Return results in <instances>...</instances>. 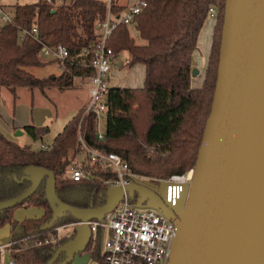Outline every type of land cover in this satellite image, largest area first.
I'll use <instances>...</instances> for the list:
<instances>
[{"label": "trees", "instance_id": "trees-1", "mask_svg": "<svg viewBox=\"0 0 264 264\" xmlns=\"http://www.w3.org/2000/svg\"><path fill=\"white\" fill-rule=\"evenodd\" d=\"M145 1L147 6L134 22L119 24L108 40L116 55L129 53L130 66L145 65L144 85L112 87L108 91L103 140L98 138L96 115H84V110L68 120L49 149L22 146L0 130V202L20 195L32 185L23 178L26 168L34 165L54 172L56 192L63 202L81 209L105 205L110 199L106 181L115 179L114 172L92 163L85 155L86 168L94 177L81 181L69 178L70 168L83 154L80 136L88 146L116 152L130 163L133 171L157 180L195 167L218 78L226 0ZM213 5L218 7V16L205 80L201 87H193L194 52ZM109 8L117 15L125 9L115 0H38L17 4L12 21L0 29V88L66 89L78 86V78L91 79L94 71L81 65H68L63 72L45 78L35 76L30 67L54 61L41 58V43L31 35L21 39V30L32 31L37 27L42 42L63 44L76 56L96 43V23L106 17ZM130 25L144 44H138L132 37ZM25 129L36 141L43 140L49 132V127L36 125ZM48 186L46 177L25 201L0 210V225L9 223L12 227L10 245L14 264H48L57 249L74 238L58 237L57 227L77 221L68 211L51 227L43 228L56 208L46 196ZM31 205L40 207L43 213L22 222L14 219L16 208ZM100 240H91L87 252L102 264ZM65 259L62 253L54 264H63Z\"/></svg>", "mask_w": 264, "mask_h": 264}, {"label": "water", "instance_id": "water-1", "mask_svg": "<svg viewBox=\"0 0 264 264\" xmlns=\"http://www.w3.org/2000/svg\"><path fill=\"white\" fill-rule=\"evenodd\" d=\"M193 69V75L198 73ZM49 178L47 198L56 206L51 227L64 212L82 222L74 238L61 245L48 264L64 253L63 264H88L89 221L114 210L125 191L145 194L176 220L180 231L169 264H264V0H226L218 78L210 115L194 167L174 210L147 185L133 182L110 188L102 207L81 209L63 202L52 170L30 165L23 179L32 185L0 202L16 206Z\"/></svg>", "mask_w": 264, "mask_h": 264}, {"label": "built area", "instance_id": "built-area-1", "mask_svg": "<svg viewBox=\"0 0 264 264\" xmlns=\"http://www.w3.org/2000/svg\"><path fill=\"white\" fill-rule=\"evenodd\" d=\"M146 6L147 2L145 0H138L118 15L109 8L106 17L96 23L98 33L96 43L90 48H84L76 56H72L70 50L63 44L49 45L42 42L37 35V27H34L32 31L21 30V39H24L26 35H31L41 43L39 56L46 61L57 62L60 73L68 65H81L94 71V75L90 79L89 100L84 108V115L89 113L96 115L98 138L100 140L105 138L102 124L107 110V93L113 87L110 72L117 57L112 48L108 46V40L119 24L133 23L135 17ZM13 15V11L4 12L1 19L6 23L11 22ZM209 16L217 18V6L213 5L209 8ZM79 140L82 143L84 156H88L92 163L114 172L115 179L106 181L110 188H126L133 182L143 184L138 180L148 183L160 181L133 171L130 163L120 154L90 147L85 143L82 136ZM41 148L49 149L50 146L43 143ZM93 177L92 171L86 168L85 157L81 161L78 159L70 168L69 178L74 181ZM193 177L194 168H190L185 172L174 173L162 180L165 183L163 199L168 207L174 210V206L180 199L184 188L191 187ZM136 195L137 192L134 196H131L128 191H125L122 200L114 210L101 219L88 222L91 227V240L93 242L97 241L98 238L101 239L104 231H107L108 237L102 252V264H169L180 226L175 219L162 209L159 208L160 211H156L149 208L147 201L136 199ZM174 211L181 217L180 213ZM74 224L80 226L82 222ZM64 227H57L59 238H61ZM69 235L65 234L64 236L68 237ZM7 245L9 246L10 243ZM3 247L0 248L3 250ZM9 264L14 263L11 261Z\"/></svg>", "mask_w": 264, "mask_h": 264}, {"label": "rangeland", "instance_id": "rangeland-1", "mask_svg": "<svg viewBox=\"0 0 264 264\" xmlns=\"http://www.w3.org/2000/svg\"><path fill=\"white\" fill-rule=\"evenodd\" d=\"M37 1L38 0H0V29L3 25L6 24V22L1 19L4 12L7 13V12L13 11L14 7L17 4H28V3H34ZM131 1H133V0H131ZM211 18H213V17H211ZM209 20L212 22V19L209 18ZM210 21H209V23H210ZM129 28H130L131 35L136 40V42L138 44H144L145 41L143 39H141V37L139 36L135 27L133 25H130ZM202 33L203 34H202L201 39L199 38L198 48L194 52V57H193V58H196V56H198V60L196 63L197 65H195V68H197L199 71V73H197L196 75L192 74V86L193 87H198V86L201 87L202 86L203 75L205 73L206 65H207V62H208V59L210 56V44L211 43L209 40L211 37L210 38L207 37V40H206V34L204 31V28L202 30ZM128 58H129V53L127 51H123L119 54V59L124 62V66L122 68H120L116 65L112 66V70L110 72L111 84L113 86L114 85H120V86H126V87H136V88L142 87L144 85V81H145L143 66L141 64H138L137 66L136 65L130 66L127 62ZM29 71L32 72L35 76L40 77V78H45V77H49L51 75L60 73L59 65L57 62H51L49 64H46L45 66L30 67ZM78 80H81V78H78L77 81ZM87 81H90V80L87 79ZM37 91H39V90H36L34 97H32L36 104H43L44 105V104L51 103L50 100L46 96L41 94V92H37ZM56 93H58V92H56ZM70 93H72V92H68L66 94H60V96H62L61 98H59V94L56 96L58 109H60L59 105H61L62 107H65L66 105H69V103H71V102H72L71 105L73 104V101L71 100L69 102V99H67V97H66L68 95H71ZM27 97H28V94H26V96L24 98L27 99ZM56 97L53 96L52 98H54L56 100ZM30 99H31V97H30ZM61 114H63V112L59 113L57 121L55 122V124L53 125V127L51 128L49 133L46 134V136L44 137L43 140H37L36 141L31 137L28 138V139L33 141L35 147L37 146V148H38L43 143L48 144L49 146L51 145V143L53 141V136L55 134H57L58 130H60L61 126H63V124L65 122V121H63L64 119L61 116ZM102 128L105 131L106 124L104 121L102 124ZM83 156H84L83 154L80 155L78 159L81 161L83 159ZM138 181L147 185L148 187H150L151 189L156 191V193H158L160 195V197L164 198L165 183L162 180L157 181V182H153V183H148L146 181H141V180H138ZM136 192H137L136 199H138V200L148 199L147 196L145 194H143L142 192H140V191H136ZM146 201H147V206L149 208H153L156 211H160V209L157 205L150 202V200H146ZM42 213H43V210L38 206H34V205L20 206V207L15 209L14 219L22 222V221L29 219V218L38 217ZM74 223H76V222H68V223L62 225L65 227L62 229L61 237H65L64 236L65 234H70L68 237H66V238L70 239L71 237L76 235L77 230L80 228V226H78V225L75 226ZM11 228H12L11 224H9V223H5L3 225H0V247L4 246L3 250L0 248V264H9L11 262V258H12L11 257V248L12 247H11V245H9L10 247L7 245L12 240ZM107 237H108L107 231H104V234L100 240V247H101L100 252L101 253L104 250V246H105V242H106ZM88 264H99V262L96 261L94 258H91V260L88 262Z\"/></svg>", "mask_w": 264, "mask_h": 264}, {"label": "crops", "instance_id": "crops-1", "mask_svg": "<svg viewBox=\"0 0 264 264\" xmlns=\"http://www.w3.org/2000/svg\"><path fill=\"white\" fill-rule=\"evenodd\" d=\"M137 1L138 0H133V1L115 0V2L118 5L123 6L124 8L128 7L129 5L135 4ZM209 18L212 19V22L209 20ZM209 18L206 20L203 28L206 34V40L207 37L209 38L211 37L209 40L211 43L210 44V53H211L213 37H214V29L216 25V18L214 19L211 17ZM202 30L199 36L200 39L203 34ZM197 60H198V56H196V58H193L194 66L197 65L196 64ZM123 64L124 62L119 59V54H118L114 65L122 68ZM138 64L135 65L137 66ZM141 65L143 66L144 77H145L146 67L144 64ZM207 66H208V62L206 65V70H207ZM206 70L203 75V80H202L203 82L205 80ZM77 83L78 86L66 88V89H61L56 86L48 87L45 89L39 87H29V86H19L14 90L8 87L0 88V130L8 137L16 139L22 146H31L32 148L39 150L41 146L38 148L37 146L35 147L33 141L28 139L31 136L27 133L25 127L28 125H36L38 127H49V131H50L53 125L55 124V122L57 121L59 113L63 112L61 116L63 117L64 119L63 121L65 122L57 133L61 132L65 124L72 116L84 110L89 100V90L91 87V80L87 81L81 79L78 80ZM113 87H126V86L114 85ZM129 88H136V87H129ZM36 90H39L37 92H41V94L46 96L51 103L44 105L36 104L34 99L32 98L34 97ZM68 92H72L70 93L71 95L68 96L65 95V96L67 97V99H69V102L72 100L73 104L71 105L72 103L71 102L69 103V105H66L65 107L59 105L60 109H58L56 96L59 94V98H61L62 96H60V94H66ZM26 94H28L27 99L24 98ZM51 96L52 97L55 96L56 100ZM55 135L53 136V139ZM84 157L85 156H83V158Z\"/></svg>", "mask_w": 264, "mask_h": 264}]
</instances>
